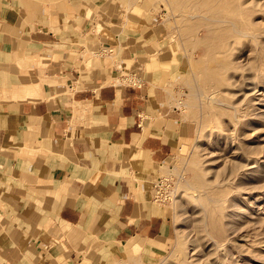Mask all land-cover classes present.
<instances>
[{
    "label": "crops",
    "instance_id": "obj_1",
    "mask_svg": "<svg viewBox=\"0 0 264 264\" xmlns=\"http://www.w3.org/2000/svg\"><path fill=\"white\" fill-rule=\"evenodd\" d=\"M149 11L0 0V264L118 262L171 236L155 181L196 122Z\"/></svg>",
    "mask_w": 264,
    "mask_h": 264
},
{
    "label": "rangeland",
    "instance_id": "obj_2",
    "mask_svg": "<svg viewBox=\"0 0 264 264\" xmlns=\"http://www.w3.org/2000/svg\"><path fill=\"white\" fill-rule=\"evenodd\" d=\"M117 2L158 14L196 135L155 181L171 236L100 264H264V0Z\"/></svg>",
    "mask_w": 264,
    "mask_h": 264
},
{
    "label": "built area",
    "instance_id": "obj_3",
    "mask_svg": "<svg viewBox=\"0 0 264 264\" xmlns=\"http://www.w3.org/2000/svg\"><path fill=\"white\" fill-rule=\"evenodd\" d=\"M128 81L131 82V83H135V84H136V82H133V79H130V78H129Z\"/></svg>",
    "mask_w": 264,
    "mask_h": 264
},
{
    "label": "bare ground",
    "instance_id": "obj_4",
    "mask_svg": "<svg viewBox=\"0 0 264 264\" xmlns=\"http://www.w3.org/2000/svg\"><path fill=\"white\" fill-rule=\"evenodd\" d=\"M153 241H155V240H153ZM158 242H161V241H159V240H157ZM162 241H164V240H162Z\"/></svg>",
    "mask_w": 264,
    "mask_h": 264
}]
</instances>
